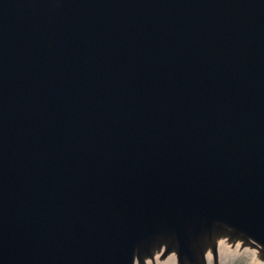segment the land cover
<instances>
[{
    "label": "water",
    "instance_id": "water-1",
    "mask_svg": "<svg viewBox=\"0 0 264 264\" xmlns=\"http://www.w3.org/2000/svg\"><path fill=\"white\" fill-rule=\"evenodd\" d=\"M246 251L264 264V0H0V264Z\"/></svg>",
    "mask_w": 264,
    "mask_h": 264
},
{
    "label": "bare ground",
    "instance_id": "bare-ground-1",
    "mask_svg": "<svg viewBox=\"0 0 264 264\" xmlns=\"http://www.w3.org/2000/svg\"><path fill=\"white\" fill-rule=\"evenodd\" d=\"M244 254H246L245 256H246V258H248L247 263H249V264H261V262L259 260H257L255 254L252 251L251 252L246 251V252H244ZM229 258H232V260H235L238 257H236V255H235V258L233 256H231Z\"/></svg>",
    "mask_w": 264,
    "mask_h": 264
},
{
    "label": "rangeland",
    "instance_id": "rangeland-1",
    "mask_svg": "<svg viewBox=\"0 0 264 264\" xmlns=\"http://www.w3.org/2000/svg\"><path fill=\"white\" fill-rule=\"evenodd\" d=\"M247 260H248V258H246V256H243V255L240 256L239 255V257L234 261L227 260L226 264H249V263H247ZM224 262H225V260H222V264Z\"/></svg>",
    "mask_w": 264,
    "mask_h": 264
}]
</instances>
